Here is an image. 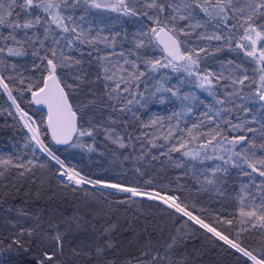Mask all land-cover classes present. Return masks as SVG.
I'll list each match as a JSON object with an SVG mask.
<instances>
[{
    "label": "snow or ice",
    "instance_id": "snow-or-ice-1",
    "mask_svg": "<svg viewBox=\"0 0 264 264\" xmlns=\"http://www.w3.org/2000/svg\"><path fill=\"white\" fill-rule=\"evenodd\" d=\"M93 10L116 13L118 20L120 17L130 18L136 31L129 39L126 29L114 32L107 24L103 28L93 27ZM4 29L8 30L6 35ZM124 44L130 47L125 48ZM157 49L162 56L153 55ZM226 50L236 53L237 58L219 60L218 70L201 67L209 57ZM73 52L79 55H71ZM28 55L35 58L34 69L43 66L39 79L26 78L17 71L16 63L9 62V58ZM240 57L243 59L239 60ZM85 64L96 68L92 81L86 80ZM169 69L192 77L193 82L213 98L214 104L207 106L203 114L205 120L193 123L186 130V137L176 136L177 131H185L180 129L177 121L175 130L170 126L166 133L154 131L147 143L151 148L167 147L161 155L169 161H172L171 153L179 152L200 164L216 162L202 169H197L194 164L191 166V178L202 191L223 195L232 169L237 170V176L248 177L247 182H241L237 193L242 207L235 237L230 238L212 223L194 215L192 209L195 205L190 206L179 195L82 175L75 166L66 165L43 139V136L50 135L56 145L93 152L96 151L95 137L101 134L120 149L135 147L131 144V135H123L116 128L105 126L115 125V119L109 116L106 122L95 121L89 116V110L99 111L98 101L106 97L112 112L123 114L127 111L135 117L129 106L140 104L144 99L138 91L140 82L145 77L167 79V73L161 70ZM158 73L161 74L159 77ZM88 82L102 85L103 95H97L93 90V99L82 100L78 93ZM0 90L7 94L18 121L30 134L27 139L33 145L32 152L46 154L55 162L60 184L65 188H70L73 193H87L88 186L113 189L123 194L121 204L146 198L164 206L167 216L175 218L173 223L180 221V226L172 229L163 246L153 247L149 242L124 264H187L183 256H177V251L185 242L187 234L183 229L189 222L199 225L241 254L237 259L247 258L244 264H264V250L256 254L240 240L242 233L253 231L264 236V0H0ZM14 91L30 93L32 104L46 107V117L41 123L38 124L21 107ZM156 91L177 95L163 82ZM116 105L122 106L117 108ZM191 111L189 107L188 112ZM9 115L13 113L9 112ZM157 123L152 120L142 127L151 128ZM206 125L211 127L204 131ZM85 137L91 139L90 145L83 142ZM174 139L176 143H172ZM159 140L165 143H157ZM192 141L203 142L190 149ZM152 159H158V156L154 155ZM174 165L184 168L185 162L177 160ZM36 166L45 167L44 164L35 165L33 160L13 162L0 159V178L10 168L22 169L18 175L24 177L33 173ZM147 183L150 185L151 181ZM245 204L249 208L247 211L243 207ZM81 221L78 216H73L71 221H49L48 230L41 229L39 233L37 228L21 229L8 248L13 245L23 248L22 237L26 234L31 238L37 234L41 243L47 241L51 245V250L44 251L37 264H63L66 236L73 223L79 227ZM217 222L233 224L232 220ZM61 224L65 225L63 232ZM115 229V224L104 228L102 236L109 239L95 246L97 264H116V261L105 258L106 250L115 247L110 235ZM156 231L163 234L165 227L157 225ZM261 244L264 245V240ZM2 245L3 241H0ZM73 252L75 255L81 252L92 255L84 250Z\"/></svg>",
    "mask_w": 264,
    "mask_h": 264
},
{
    "label": "trees",
    "instance_id": "trees-1",
    "mask_svg": "<svg viewBox=\"0 0 264 264\" xmlns=\"http://www.w3.org/2000/svg\"><path fill=\"white\" fill-rule=\"evenodd\" d=\"M94 14L97 16L91 19L93 26L111 25L114 32L126 29L129 39L136 31V26L130 18L120 17L118 20V14L108 11L93 10L92 15ZM3 31L6 35L8 30ZM124 47L128 48L130 45L124 44ZM70 54L79 55L76 52ZM153 55L160 57L162 53L157 49ZM236 58V53L226 50L217 53L214 57H209L201 67L218 70L219 60ZM34 59L28 55L9 58V62L16 63L17 71L23 73L26 78L39 79L43 66L34 69ZM242 59L243 57L239 58V60ZM36 63L38 64L39 61L36 60ZM84 68L87 73L86 80H94L95 66L90 67L85 64ZM161 71L167 73V79L161 81L145 77L140 82L138 91L144 99L140 104L129 106L135 113V117L127 111L123 114L118 111L112 112L107 106L109 102L106 97L98 101L99 111L89 110V116L95 121L106 122L109 116L115 119L117 121L115 125L105 124V126L114 127L123 135H131L133 137L131 144L135 147L120 149L101 134L95 137L96 151L93 152H88L85 148L56 145L50 135L43 136V139L56 155L65 161L66 165L75 166L82 175L103 178L126 186L138 185L147 190H160L162 193L179 195L190 206L195 205L192 209L195 215L212 223L219 231L230 235V238L235 237L239 231L237 221L242 207L237 193L241 182H247L248 177L237 176V170L232 169L223 195L202 191L191 178L193 171L191 166L194 164L197 169H202L216 162L200 164L190 161L179 152L171 153L172 161H169L166 156L161 155L167 151V147L151 148L147 143L149 139H152L151 133L154 131L158 134L166 133L170 126L175 130L177 121H179L180 129L185 131H177L176 136L186 137V130L190 129L193 123L199 124L205 120L203 114L207 111V106L214 104L213 98L199 88L192 77H188L185 73H173L170 69ZM160 75V73L157 74L158 77ZM161 82L165 87L177 92V95H172L170 92H157L156 89L160 87ZM93 90L97 95H103L102 85L90 82L81 87L78 95L82 100L88 101L93 99ZM13 94L17 96V102L21 107L33 116L38 124L41 123L46 114L30 102L31 94L17 91ZM184 96H188L189 99H181ZM120 106L122 105H116L117 108ZM189 107L192 108L191 113L188 112ZM9 112L13 115H9ZM209 115L213 113L209 112ZM152 120H157V125L151 128L142 127L143 124H150ZM208 127L211 125H206L203 130L207 131ZM29 135L18 121L15 108L8 100L7 94L0 90V159H11L13 162L33 160L35 165H45L43 168L34 167V174L30 173L24 177L18 175L22 169L10 168L5 176L0 178V241H3V245L0 246V264H37L43 252L51 250V245L47 241L41 243L37 234L31 238L25 234L22 237L23 248L13 245L9 249L8 245L17 237L21 229L37 228V233L41 229L48 230L49 221H71L73 216L82 218L80 226L77 227L73 223L71 231L66 236L63 246V264H97L95 246L109 239L108 236H102V232L104 228L112 224L116 225L115 231L110 234L111 242L115 247L106 250L105 258L108 261H116V264H124L126 260L138 255L140 249L149 242L153 247L163 246L172 234V229L180 226V221L173 223L175 218L170 219L167 216L163 210L164 206L146 198H137L136 203L121 204L119 201L123 194L113 189H92L91 186H88L87 193L80 191L73 193L70 188L60 184L57 174L58 166L55 162L50 161L46 154L39 151L32 152L33 145L29 144L27 139ZM229 135H235V133H229ZM136 137L140 139L137 140ZM83 142L89 145L92 143L87 137L83 138ZM202 142L192 141L189 148H196ZM157 143L165 142L159 140ZM172 143H176V140L174 139ZM154 155L158 156V159H152ZM177 160L184 161L185 167H175L174 161ZM186 172L187 175H185ZM147 181H151V184L149 185ZM109 193L112 194L109 195ZM243 207L246 211L249 210L247 204ZM22 212L27 215H22ZM218 220H232L233 224L229 226L218 223ZM157 225L165 227L163 234L156 231ZM60 229L62 232L65 231V225L61 224ZM183 230L187 235L184 244L177 251V256H183L187 264H244V260L247 259H237L241 254L236 253L223 241L212 237L194 222H189ZM240 240L249 250H255L256 254L264 250V245L261 244L264 236L259 231H253L250 234L242 233ZM73 250L76 252L84 250L92 255L86 256L83 252L75 255Z\"/></svg>",
    "mask_w": 264,
    "mask_h": 264
},
{
    "label": "water",
    "instance_id": "water-1",
    "mask_svg": "<svg viewBox=\"0 0 264 264\" xmlns=\"http://www.w3.org/2000/svg\"><path fill=\"white\" fill-rule=\"evenodd\" d=\"M14 95V94H13ZM38 108H40L41 110H42V112L43 113H47V109H46V107L45 106H43V105H36ZM122 185H124V184H122ZM126 186V185H125Z\"/></svg>",
    "mask_w": 264,
    "mask_h": 264
},
{
    "label": "rangeland",
    "instance_id": "rangeland-1",
    "mask_svg": "<svg viewBox=\"0 0 264 264\" xmlns=\"http://www.w3.org/2000/svg\"><path fill=\"white\" fill-rule=\"evenodd\" d=\"M94 15H95V16H94ZM94 15L91 16V19H92L93 17H96V16H97L96 14H94ZM99 26H100V25H99ZM93 27H95V26H93ZM100 27L103 28L104 26H100ZM69 82H71V81H69ZM33 119H34V118H33ZM254 126H258V125H254Z\"/></svg>",
    "mask_w": 264,
    "mask_h": 264
},
{
    "label": "bare ground",
    "instance_id": "bare-ground-1",
    "mask_svg": "<svg viewBox=\"0 0 264 264\" xmlns=\"http://www.w3.org/2000/svg\"><path fill=\"white\" fill-rule=\"evenodd\" d=\"M194 214V213H193ZM195 215V214H194Z\"/></svg>",
    "mask_w": 264,
    "mask_h": 264
}]
</instances>
